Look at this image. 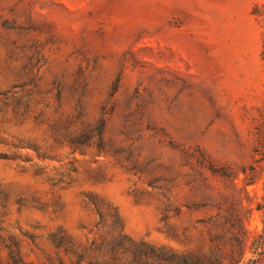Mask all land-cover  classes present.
Here are the masks:
<instances>
[{
  "label": "rangeland",
  "instance_id": "1",
  "mask_svg": "<svg viewBox=\"0 0 264 264\" xmlns=\"http://www.w3.org/2000/svg\"><path fill=\"white\" fill-rule=\"evenodd\" d=\"M259 129L264 0H0V264L69 262L91 202L193 264H264Z\"/></svg>",
  "mask_w": 264,
  "mask_h": 264
},
{
  "label": "trees",
  "instance_id": "2",
  "mask_svg": "<svg viewBox=\"0 0 264 264\" xmlns=\"http://www.w3.org/2000/svg\"><path fill=\"white\" fill-rule=\"evenodd\" d=\"M254 136L258 144L255 151L260 152L264 149L263 131L259 129ZM89 204L97 217L93 224L83 228L79 238L63 233L56 236L69 259V262L60 259L61 264H193L196 260L192 254H170L166 247L135 241L125 233L121 217L110 203ZM239 245L243 246V240H239Z\"/></svg>",
  "mask_w": 264,
  "mask_h": 264
}]
</instances>
